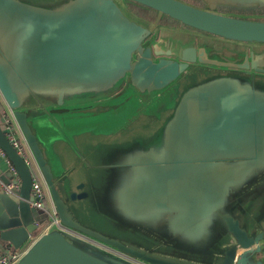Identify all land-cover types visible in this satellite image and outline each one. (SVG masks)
<instances>
[{
	"label": "water",
	"instance_id": "1",
	"mask_svg": "<svg viewBox=\"0 0 264 264\" xmlns=\"http://www.w3.org/2000/svg\"><path fill=\"white\" fill-rule=\"evenodd\" d=\"M129 1L264 43V20L217 11L264 0H0V95L59 219L42 229L32 165L0 117V148L20 177L5 191L15 179L0 160V254L25 247L14 264H264V53L234 62L192 44L164 50ZM170 87L152 130L116 133L120 98L137 105ZM38 121L72 165L58 171Z\"/></svg>",
	"mask_w": 264,
	"mask_h": 264
},
{
	"label": "flooded vegetation",
	"instance_id": "2",
	"mask_svg": "<svg viewBox=\"0 0 264 264\" xmlns=\"http://www.w3.org/2000/svg\"><path fill=\"white\" fill-rule=\"evenodd\" d=\"M187 1L189 3H192L194 5L197 6H202V3L200 0H184ZM146 7V6H144ZM132 9V8H131ZM147 11L146 13H148L147 18L146 16H144L145 18L139 16V15H144V14H137L134 12V10L132 9V12L134 15H138L134 18H136L138 21L140 19H145L146 21H148V26H152L153 23L157 24L158 29H160V26L165 27L168 32L165 34H161L159 32L158 33V37H156V40L160 41V45L163 47L164 50L167 49H172L173 51L178 49V43L181 44H192L193 46H195L196 48L202 47L205 48V50L208 52L209 55L219 59V60H223V61H234V62H242L244 60V56L245 54H249L251 51H253V54L257 55V54H261L264 53V43H249V42H239V41H232V40H228L225 38H221L218 37L216 35L210 34V33H206L185 25H182L179 21L172 19L170 17H168L165 14H161L159 15L157 11H155L154 9H151L149 7H146ZM222 13H227V14H231V15H235V16H239L245 19H261L264 20V9L261 10H255L252 12H236V13H232L233 11H229L227 9H221L218 8ZM256 17H260V18H256ZM180 28V30H189V31H195V32H201L203 34L215 37L217 40L216 41H212L211 44H206V43H199L197 40L193 39V36H182L184 34L181 33H176L173 29L174 28ZM158 29L156 31H158ZM177 31H179V29H175ZM154 32V30L152 31V33ZM181 34V35H180ZM199 38V37H198ZM196 38V39H198ZM228 42H233V43H243L245 44L244 46H236L232 43H228ZM247 44V45H246ZM211 48V49H210ZM226 53V54H225ZM233 55V56H232ZM174 58H177L175 56H172ZM232 58V59H231ZM210 67V66H209ZM217 67V66H215ZM233 69V68H232Z\"/></svg>",
	"mask_w": 264,
	"mask_h": 264
},
{
	"label": "rangeland",
	"instance_id": "3",
	"mask_svg": "<svg viewBox=\"0 0 264 264\" xmlns=\"http://www.w3.org/2000/svg\"><path fill=\"white\" fill-rule=\"evenodd\" d=\"M122 5L125 9L127 8L131 12L133 9L134 12L137 13L138 15L144 14L143 16L139 15L143 18H145L144 16L147 17V15H148V13H146V11H147L146 7H144L143 5H140L138 3H134V2L129 1V3L123 2ZM138 15H134V16H138ZM147 18H149V17H147ZM256 18H260V17H256ZM152 27L154 28L155 31L158 29L156 23H153ZM175 29H179V31H177ZM173 30L176 33L184 34L182 36H186V35L190 36L191 35V36H193L192 38L197 40L199 43L211 44L212 41L217 40L215 37L203 34L201 32H195V31H189V30H183L182 31V30H180V28H177V27L174 28ZM157 32H159L161 34H165L168 32V30L165 27L160 26V29H158ZM196 38H198V39H196ZM228 43L235 44L233 42H228ZM235 45L236 46H244L245 44L236 43ZM175 82H173V83H175ZM167 88L163 89L161 92L155 91L154 93H152L154 96H153V98H151L150 102L137 100L136 102H137L138 106L135 104H131V105L127 106L124 103L125 97L120 98V100H121L120 109H116L117 111L112 113V115H117V121L115 120L113 123H111V125L117 127L115 130L116 133H118V134L122 133V135H123V134H128L130 132H136L138 130H145V129L152 130L151 127H147V126L148 125L153 126V125H156L157 123H159V121L161 119V114L164 110L162 108L163 105L160 104V102H162V101L165 102L167 99L171 98V97H169V95L172 96V94H173V90H171V87L169 89H167ZM128 92H131V91H128ZM159 96H162V97L160 98ZM126 97L132 98L131 93H126ZM168 104H170L169 101H168ZM172 104H171V106H172ZM138 109H141V110H138ZM144 124H145V126L147 125L146 128L144 127ZM38 233H39V231L36 234H34V237Z\"/></svg>",
	"mask_w": 264,
	"mask_h": 264
},
{
	"label": "built area",
	"instance_id": "4",
	"mask_svg": "<svg viewBox=\"0 0 264 264\" xmlns=\"http://www.w3.org/2000/svg\"><path fill=\"white\" fill-rule=\"evenodd\" d=\"M5 123V133L7 138L9 139L10 143L13 145V147L24 156L25 160L29 162L31 165V160L29 158H26L25 151H24V142L20 139V137L17 136L15 132V123L12 120L4 119ZM13 124V125H12ZM0 156H2L7 164V166L11 169L14 175L15 183H10L8 186H5V191H9L11 187H18L20 184V177L16 173V170L14 166L10 163L8 160L6 154L4 151L0 148ZM35 170L32 174V183H31V195L33 196V201H31V205L36 208L46 209V212L48 214V220L42 227L43 230L49 228L52 225L59 226V219L54 210L51 208V206L43 207V201H47L48 205V194H47V188L46 185L40 175V173L33 167ZM25 251L24 248L16 249L13 251L5 252L0 254V264H14L23 254Z\"/></svg>",
	"mask_w": 264,
	"mask_h": 264
},
{
	"label": "crops",
	"instance_id": "5",
	"mask_svg": "<svg viewBox=\"0 0 264 264\" xmlns=\"http://www.w3.org/2000/svg\"><path fill=\"white\" fill-rule=\"evenodd\" d=\"M6 115L8 116L7 118H6ZM0 117H4V119L6 118L8 120H12L11 112L9 111L5 102L3 101L1 95H0ZM37 123H38V129H39V133H40L39 135L41 137V140L44 142V144L48 150L49 157L51 158L53 163L54 162L56 163L55 164L56 168H59L58 171H61L62 169H65L66 167L72 165L74 163V159L71 156L70 152L65 150V146L67 145L66 142H64L63 140H55V139L51 138L50 136H46V137L43 136L42 132H41V127H42V125H45L46 123H45V121H38ZM15 132H16L17 136L20 137V139L23 141L22 136H21L16 124H15ZM24 151H25L26 158H29L31 160L33 167L37 170L36 166L34 165V163L32 161V158L29 154V151H28L25 143H24ZM0 160L4 164H6V162L2 156H0Z\"/></svg>",
	"mask_w": 264,
	"mask_h": 264
},
{
	"label": "trees",
	"instance_id": "6",
	"mask_svg": "<svg viewBox=\"0 0 264 264\" xmlns=\"http://www.w3.org/2000/svg\"><path fill=\"white\" fill-rule=\"evenodd\" d=\"M8 116L6 115V118H7ZM13 125V124H12ZM1 126H2V128H3V130H5V123L4 122H2L1 123ZM25 154V153H24ZM32 171L34 172L35 170L33 169V165H32Z\"/></svg>",
	"mask_w": 264,
	"mask_h": 264
},
{
	"label": "bare ground",
	"instance_id": "7",
	"mask_svg": "<svg viewBox=\"0 0 264 264\" xmlns=\"http://www.w3.org/2000/svg\"><path fill=\"white\" fill-rule=\"evenodd\" d=\"M235 45V44H234ZM49 206V205H48Z\"/></svg>",
	"mask_w": 264,
	"mask_h": 264
}]
</instances>
